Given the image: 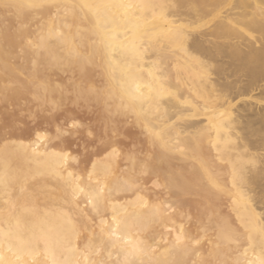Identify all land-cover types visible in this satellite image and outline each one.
<instances>
[{"label":"bare ground","instance_id":"bare-ground-1","mask_svg":"<svg viewBox=\"0 0 264 264\" xmlns=\"http://www.w3.org/2000/svg\"><path fill=\"white\" fill-rule=\"evenodd\" d=\"M7 16L33 56L0 26V127L20 134L0 138V264H259L264 0H0ZM15 91L50 130L16 125Z\"/></svg>","mask_w":264,"mask_h":264},{"label":"rangeland","instance_id":"rangeland-1","mask_svg":"<svg viewBox=\"0 0 264 264\" xmlns=\"http://www.w3.org/2000/svg\"><path fill=\"white\" fill-rule=\"evenodd\" d=\"M0 24H1L0 26H2V25L6 26V30H5V33L3 35L4 37L5 36L6 37L5 38L3 37V39H5L6 41L8 40L9 43H10V41L12 42L13 39L15 40L14 41V42H16L15 43V48H14L15 53H16L15 57L18 60L19 59L23 60V62H22L23 68L26 69V70H29V63H30V60H31V58L33 56L32 55V51L29 50L27 47L23 46L22 45L23 44V40L17 39V35L14 34L16 32V23L12 22V19H10V16H7V17H4V18L1 17ZM33 24H31L32 25V27H31L32 31L29 30V32L26 33L27 36L25 35L26 37L24 39H26V38L31 39L33 37V33H32L33 32ZM30 36H32V37H30ZM0 37H1V35H0ZM14 37H16V39ZM94 75H95V78H97L98 80L101 79L98 73H95ZM262 80L263 81L261 82V84L264 85V78H262ZM261 91H262L261 88H257L251 94H249V96H252L253 101H259L258 102V106L259 107L261 106L260 108H262V106L264 107V94H262ZM21 94H23V93L20 92V91L13 92V99L11 101V103H15L16 108L18 110V113L21 114V115L18 114V116H16V118L14 119L16 125L21 127V128H24L27 125L25 128L27 129L29 127V129H27V130L32 129L33 131L34 130H40V131L50 130V126L48 124H44V121H42V120L40 121V119H37L38 120L37 121L36 119L28 118L26 116L27 109H28L29 105H31V104ZM0 111H2V110H0ZM2 112H0V117L4 118V113L2 114ZM83 118L80 115H78V114H72V116L71 115L70 116H66V115H63V114H61V115L58 114L56 116L57 122L60 123V124H63V125L67 124L68 122L74 121L76 119H80L83 123L89 124L88 122H90V117H87L88 121L86 120L87 119L86 116L83 117ZM127 122L129 124H131L133 122V118L129 117L127 119ZM10 129H11V125L8 124V123L5 124L4 127L1 126L0 127V132H1L0 133V138L2 137L1 139H5V138L6 139H10V138H17L18 136H20V134L13 133L12 129L11 130ZM10 135H11V137H10ZM77 142L80 143V141H74V143L71 146L72 147L71 151L72 150L73 151H77V148H78V145H79ZM75 145H77L76 149H75V147H76ZM259 190H257L256 191L257 194L255 193L254 195H255V198L257 199V201H256L257 205L262 209V212H264V199L263 200L261 199V196L264 197V187L262 188V190L261 189H259ZM260 200H262V201H260Z\"/></svg>","mask_w":264,"mask_h":264},{"label":"snow or ice","instance_id":"snow-or-ice-1","mask_svg":"<svg viewBox=\"0 0 264 264\" xmlns=\"http://www.w3.org/2000/svg\"><path fill=\"white\" fill-rule=\"evenodd\" d=\"M259 264H264V258L260 260Z\"/></svg>","mask_w":264,"mask_h":264}]
</instances>
